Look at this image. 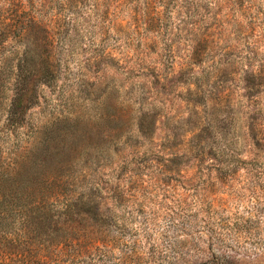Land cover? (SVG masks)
Instances as JSON below:
<instances>
[{
  "label": "rangeland",
  "instance_id": "374dc122",
  "mask_svg": "<svg viewBox=\"0 0 264 264\" xmlns=\"http://www.w3.org/2000/svg\"><path fill=\"white\" fill-rule=\"evenodd\" d=\"M35 1L56 19L47 83L19 36L27 0H0V171L26 205L25 264H264V0ZM18 65L38 81L13 121ZM49 177L55 205L33 208Z\"/></svg>",
  "mask_w": 264,
  "mask_h": 264
},
{
  "label": "trees",
  "instance_id": "16d2710c",
  "mask_svg": "<svg viewBox=\"0 0 264 264\" xmlns=\"http://www.w3.org/2000/svg\"><path fill=\"white\" fill-rule=\"evenodd\" d=\"M27 2L30 10L24 13L25 22H21L20 26H18L21 29V34L19 36L23 40L26 39L27 42L26 51L24 52L26 58L30 56L34 59L39 58L41 61L42 73L39 77H42L41 80L47 83L50 82V79L53 76L54 61L50 49H53L54 47L53 34L56 19L54 20V16L50 19L47 15L42 14L41 10L35 7L37 1L27 0ZM38 2H40L39 8L43 7V9H45L46 0H38ZM21 6H23V4ZM14 15L17 16V14ZM135 22L136 24L139 23L137 16ZM6 26H8V24H6ZM14 26L17 28V25ZM25 60L26 59H24V62ZM21 69V65H18L15 69L14 78L16 99H14L10 111V117L13 121H16L17 116L24 113L25 109L29 107L30 102L32 101V96L36 98L35 86L38 78L33 75L32 69L24 70V74L21 72ZM31 77H36V79H33V83L27 86ZM256 126L258 125H253V127ZM0 179H2L0 182V264H12L14 258H18V261L21 262V264H25V255L21 250L23 243H20L16 238H13V232L10 231V216L12 215L14 205L17 206V209L26 205L23 204V195H12V187L6 185V181L3 179L1 171ZM28 179L29 178H27V180ZM41 184L42 187L37 188L31 186L29 189V192L32 194L29 205L36 209L39 208L40 210H46L55 205L53 197L56 198L58 189L62 184H60V181L57 178L51 177L41 180ZM66 240L68 241L69 238L67 237ZM64 244H66V242Z\"/></svg>",
  "mask_w": 264,
  "mask_h": 264
}]
</instances>
